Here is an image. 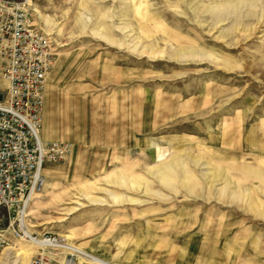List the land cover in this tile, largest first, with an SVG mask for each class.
<instances>
[{"label":"rangeland","instance_id":"rangeland-1","mask_svg":"<svg viewBox=\"0 0 264 264\" xmlns=\"http://www.w3.org/2000/svg\"><path fill=\"white\" fill-rule=\"evenodd\" d=\"M31 2L57 52L44 127L74 153L27 221L71 248L14 241L0 264H172L185 244H250L264 264V0Z\"/></svg>","mask_w":264,"mask_h":264},{"label":"built area","instance_id":"built-area-1","mask_svg":"<svg viewBox=\"0 0 264 264\" xmlns=\"http://www.w3.org/2000/svg\"><path fill=\"white\" fill-rule=\"evenodd\" d=\"M33 12L31 0H0V258L14 241L32 237L26 211L44 188L46 163L74 153L71 142L42 138L48 75L57 52ZM33 264L50 262L40 254Z\"/></svg>","mask_w":264,"mask_h":264},{"label":"crops","instance_id":"crops-1","mask_svg":"<svg viewBox=\"0 0 264 264\" xmlns=\"http://www.w3.org/2000/svg\"><path fill=\"white\" fill-rule=\"evenodd\" d=\"M182 55L186 56L185 54H182ZM46 130L48 132V129H46ZM49 134L50 135L47 136V138L45 140L44 139V130H43V133H42L43 139L45 141H55L54 139L50 138V136H52V134L51 133H49ZM57 141H60V140H57ZM176 160H177V158H174L171 160V162L165 163L164 165L159 167L153 173V175L158 177L159 179H163V180H165V178L167 179L169 177H172L174 174V168H175L174 162H176ZM51 167H52L51 165H46V168H45V171H48L49 175H51L52 173L54 174V172H55V171L52 172L53 169ZM162 174H163V176H162ZM256 174L258 175L259 172L256 171ZM49 175L45 174L46 179H48ZM259 175L262 178H264V175H262V174H259ZM36 197H35V199H36ZM190 208H191L190 206L183 207V209H181L179 211L180 214H182L183 216H185V215L187 216L186 222L182 223V225H181L182 226L181 232H180L181 235L190 231V229L194 225H196L199 221L198 218H196V217L193 218V215L190 214V211H191ZM195 211H196V214H198L199 209H198V211L197 210H195ZM151 212H154V211H151ZM146 213H148V212L143 211V212H140L139 214L140 215H144V214L146 215ZM176 216H178V215L176 214ZM197 216H199V214ZM214 216H217L221 219L223 218L222 217L223 215L220 212H215ZM205 217H206V214H205ZM202 226L203 227L206 226V221H202ZM222 247H223V244H185V245H183V247H179L177 249H176V246H170L169 247L170 251L165 258L167 259V261L169 263H172V264H199L201 260H204L203 256H207V257L211 258V260H213V259L219 260V259L223 258V260H225V259L229 260L228 263L233 264L235 259L237 258V256H236V258H234L232 255L235 252H237L236 247L240 248L241 254L242 253L245 254V255L242 254L244 256V258L246 257L245 261H247V262L244 261L245 262L244 264H253V261L255 260V259H253V256H257V257L259 256V249L255 250V248H253V245L250 246V244H229L228 248L230 249L231 252H225L223 250L220 251L222 249ZM82 249L84 250V248H82ZM245 252H247V253H245ZM89 254H91V253H89ZM261 254L264 255V253H261ZM91 255H93V254H91ZM93 256H95V255H93ZM95 257H97V256H95ZM97 258L104 260V261L108 262L109 264H112L105 259H102L100 257H97Z\"/></svg>","mask_w":264,"mask_h":264},{"label":"bare ground","instance_id":"bare-ground-1","mask_svg":"<svg viewBox=\"0 0 264 264\" xmlns=\"http://www.w3.org/2000/svg\"><path fill=\"white\" fill-rule=\"evenodd\" d=\"M49 76V75H48ZM43 130H44V139L46 140V138H47V136H49L50 134H49V132H47V130H46V128L43 126ZM43 130H42V133H43ZM42 138H43V136H42ZM43 139V140H44ZM44 140V141H45ZM72 156V155H71ZM53 163H46V165H52ZM46 165H45V167H44V172H43V174H44V177H45V182H44V188H45V186H46V183H47V179H46V176H45V173L46 174H48L49 172L48 171H45V168H46ZM162 176H163V174H162ZM165 176V175H164ZM168 177V176H167ZM163 178V177H162ZM166 179V178H165ZM44 188H43V190H44ZM42 190V191H43ZM41 191V192H42ZM40 192V193H41ZM39 193H36V194H34V196H32V201L34 200V198L38 195ZM29 209V208H28ZM30 216V214L28 213V210L26 211V217L28 218ZM27 218L25 219V224H26V232L30 235V236H32L29 240H27V241H22V242H27V243H31V244H34L35 246H37V247H39V248H41L43 251H46V249L47 248H61L62 246L63 247H65L66 249L68 248H71V247H69V246H65L64 244H62L60 241L59 242H54L53 240H51V239H37V238H35L34 236H33V231H32V227L30 226V224L28 223V221H27ZM62 247V248H63ZM11 248V247H10ZM10 248H8V249H6L5 250V252L7 251V250H9ZM73 251H77V250H75V249H73ZM5 252H4V254H5ZM3 254V255H4ZM72 254V253H71ZM2 255V256H3ZM78 255V254H77ZM2 258V257H1ZM0 258V259H1ZM99 261V260H98ZM98 261H96V262H98ZM99 263H101V264H108V263H102V262H98V264Z\"/></svg>","mask_w":264,"mask_h":264}]
</instances>
